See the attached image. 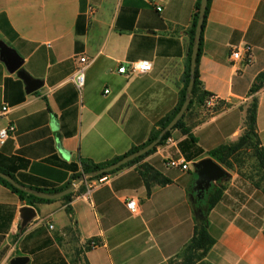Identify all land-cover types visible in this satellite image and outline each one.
Returning <instances> with one entry per match:
<instances>
[{"label":"crops","instance_id":"0c3cea01","mask_svg":"<svg viewBox=\"0 0 264 264\" xmlns=\"http://www.w3.org/2000/svg\"><path fill=\"white\" fill-rule=\"evenodd\" d=\"M197 1L0 0V40L45 83L27 94L0 58V129L13 128L0 146V168L32 186L61 188L74 185L70 166L81 171V160L104 164L147 143L184 88ZM245 44L253 48V61L233 62L232 49ZM84 57L89 65L79 91L73 77ZM142 60L152 62L151 72L118 73ZM199 70L204 90L220 102L216 109L197 105L186 116L199 146L208 153L237 143L257 99L256 133L264 148V86L250 93L264 73V0L212 1ZM186 139L175 130L154 153L106 182L96 186L97 179L86 178L70 201L31 206L38 217L24 232L19 210L28 205L0 183V264L16 257H28V264L77 258L85 264H167L190 243L196 225L195 170L164 166L169 159L191 166L200 161L186 160L180 149ZM144 165L170 183L149 192ZM230 173L210 214L216 244L206 261L264 264V188ZM131 199L138 204L134 215L127 208ZM49 238L53 245L45 246ZM92 241L97 246L88 249Z\"/></svg>","mask_w":264,"mask_h":264},{"label":"trees","instance_id":"16d2710c","mask_svg":"<svg viewBox=\"0 0 264 264\" xmlns=\"http://www.w3.org/2000/svg\"><path fill=\"white\" fill-rule=\"evenodd\" d=\"M201 1L198 0L196 4V12L193 17V22L191 28L189 30L190 38H191V48L188 55V66L186 71L185 77V85L183 90L179 95V101L176 108L169 114L164 120L159 123V129H155L150 140L143 144L142 146L133 148L130 152L125 154L122 157L116 158L111 162H107L104 164H96L91 160L83 159L81 160V171L77 165H72L70 168L74 169L76 172L73 180H83L85 176L88 179H100L105 176L113 175L116 172L122 170L123 168L134 165L136 163L141 162L146 156L154 153L159 146H162L166 141L171 137L172 132L175 130H179L184 136L187 137L185 141L180 143V149L186 160L188 162L195 161V160H202L205 156H208L222 165L225 169L230 170L232 168L230 160L232 157L237 155L249 142L255 140L259 149L256 153V158L258 161L259 168L264 172V148L260 147V143L257 139L256 133V115H257V108H258V101L254 99L251 106L247 111L246 117V130L245 133L240 137L239 141L233 145H223L219 148H216L208 153L199 146L198 139L193 135L192 129L186 124L185 119L187 114L195 107V106H204L206 98L209 96L207 92L203 88V83L200 78V70L199 64L203 54V33L201 38V44L199 49V54L197 58V63L195 69L192 70L191 67V60H192V51L195 44V34H196V27L198 21L200 19V8H201ZM213 0L208 1V7L205 13V21L203 27L205 28L208 20V16L211 10ZM1 17H5V15L1 14ZM194 81L192 96H191V104L187 113L185 114L184 118L174 127L172 131L166 132L163 137L161 133L167 128L170 122L175 118L178 114L182 106L184 105L185 101L188 98V87ZM264 86V73L261 74L258 78L253 87L251 88V94H256L259 92ZM161 139L159 145L154 148L150 153L145 156L137 158L135 161L127 164L126 166L122 167L120 170L113 172L111 174H104V175H97L100 170L103 168L121 160L122 158L132 155L144 147L148 146L152 142ZM0 171L12 177L16 183L20 185V187L14 186L9 181L0 177V183L9 188L13 193H15L21 201H23L28 206H35L38 203H51L54 200H46L41 198L39 195L42 193H49L55 194L60 193L64 190H67L72 187V183L66 184L61 188H48V187H39V186H32L26 184L25 181L27 178L25 176H20V180L16 177L15 174H11L6 170L0 168ZM141 173L146 180V184L148 186L149 192L154 184L159 185H167L170 183V180L165 178L159 172H156L153 167L150 165H144L141 168ZM257 187H262L260 183L254 182ZM225 190V185H220L217 183L212 186V188L202 195L201 198H196V202L194 203V211H195V229L194 235L190 241V243L185 247V249L177 256L183 259L184 264H197V263H204L206 261L207 254L209 251L215 246L216 240L210 234V214L212 210L217 206V204L221 201L223 197V192ZM73 194H69L65 196L63 199L70 201L72 199ZM40 229L39 231H41ZM32 236V235H31ZM30 237V236H29ZM94 242V241H92ZM88 245V249H91V243ZM47 245H53V241L49 238ZM208 263V262H207ZM60 264H67L66 261L62 260ZM209 264V263H208Z\"/></svg>","mask_w":264,"mask_h":264},{"label":"water","instance_id":"95a60500","mask_svg":"<svg viewBox=\"0 0 264 264\" xmlns=\"http://www.w3.org/2000/svg\"><path fill=\"white\" fill-rule=\"evenodd\" d=\"M209 0H202L201 1V8H200V19L198 21L196 27V34H195V44L192 51V60H191V67L192 70L195 69L197 58L199 54L200 44L202 33L204 30V21H205V13L208 7ZM0 58L1 61L7 66L8 70L11 73H17L18 77L23 80L26 86V93L33 94L43 88L44 82L39 79L33 78L24 68V59L18 54V52L13 49L12 47L8 46L3 40H0ZM194 81H191L188 87V98L185 101L184 105L175 116V118L170 122L167 128L161 133L160 137H163L166 132L172 131L174 127L184 118L185 114L187 113L189 106L191 104V96L193 91ZM161 139H158L148 146L144 147L142 150L126 156L121 160L103 168L97 175H104V174H111L120 170L122 167L126 166L127 164L135 161L137 158L142 157L150 153L154 148H156ZM193 169L197 175L196 184L193 190L192 200L193 203L196 202V198H201L206 192H208L213 185L220 183L224 180L231 178V173L227 171L222 165L216 162L212 158H205L198 162H193L192 164ZM0 177L9 181L16 187H20L15 180L10 177L9 175L0 171ZM87 176L84 177L85 180ZM82 180V181H83ZM81 180L75 181L74 185L71 188L64 190L60 193L49 194V193H42L39 196L46 200H57L64 198L65 196L71 194L75 186L78 185ZM38 217V213L34 207L31 206H24L19 210V228L21 232H24ZM29 258L28 257H16L11 260L10 264H28Z\"/></svg>","mask_w":264,"mask_h":264},{"label":"built area","instance_id":"2783aa9c","mask_svg":"<svg viewBox=\"0 0 264 264\" xmlns=\"http://www.w3.org/2000/svg\"><path fill=\"white\" fill-rule=\"evenodd\" d=\"M152 2H156L157 0H151ZM157 9L159 11L162 10V5H158ZM230 59L233 62L241 61L245 64H250L253 61V48L247 44L233 48ZM89 65V61L87 58H81L80 59V65L76 69V72L73 77V82L76 85L77 89L81 91L84 87L85 83V71L86 68ZM152 62L142 60V61H137V62H132L129 63L127 67H121L118 70L119 74H123L126 76H134V75H142V74H147L152 71ZM106 93H109V90H106ZM220 106L219 98L217 96L209 95L206 100L204 107L208 109H216ZM4 111H7V108H4ZM13 131V128H4L0 129V146H3L6 144V142L10 138V133ZM164 166L169 169V168H180L182 171H187L189 170L192 166L189 163L182 162L179 160H173L169 159L164 162ZM108 180V176L102 177L100 179L96 180L95 185H99L101 183H104ZM127 208L129 211L134 215L137 214L138 212V204L135 199H131L127 203ZM53 226H51V229ZM91 247L94 248L97 246L95 242L91 243Z\"/></svg>","mask_w":264,"mask_h":264},{"label":"rangeland","instance_id":"374dc122","mask_svg":"<svg viewBox=\"0 0 264 264\" xmlns=\"http://www.w3.org/2000/svg\"><path fill=\"white\" fill-rule=\"evenodd\" d=\"M259 149L255 140L249 142L237 155L231 158L230 163L232 168L227 171H238L253 182L260 183L264 188V172L259 168L256 153ZM72 264H85L78 258L72 261ZM167 264H184L183 259L175 257ZM197 264H208L207 261L204 263Z\"/></svg>","mask_w":264,"mask_h":264}]
</instances>
